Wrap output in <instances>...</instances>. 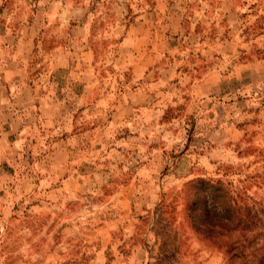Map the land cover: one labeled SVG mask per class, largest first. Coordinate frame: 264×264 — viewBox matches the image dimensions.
Here are the masks:
<instances>
[{"label": "rangeland", "instance_id": "rangeland-1", "mask_svg": "<svg viewBox=\"0 0 264 264\" xmlns=\"http://www.w3.org/2000/svg\"><path fill=\"white\" fill-rule=\"evenodd\" d=\"M0 264H264V0H0Z\"/></svg>", "mask_w": 264, "mask_h": 264}]
</instances>
